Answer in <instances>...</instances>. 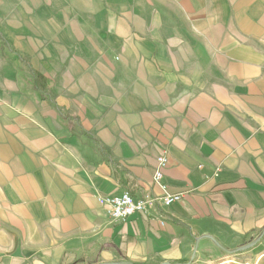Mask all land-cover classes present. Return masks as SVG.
<instances>
[{"label": "crops", "instance_id": "obj_1", "mask_svg": "<svg viewBox=\"0 0 264 264\" xmlns=\"http://www.w3.org/2000/svg\"><path fill=\"white\" fill-rule=\"evenodd\" d=\"M162 150L181 200L112 219L98 195H163ZM263 231L264 0H0V264H191Z\"/></svg>", "mask_w": 264, "mask_h": 264}, {"label": "built area", "instance_id": "obj_2", "mask_svg": "<svg viewBox=\"0 0 264 264\" xmlns=\"http://www.w3.org/2000/svg\"><path fill=\"white\" fill-rule=\"evenodd\" d=\"M168 157L165 150H162L156 157V165L153 171L152 181L163 192L162 196H144L137 198L128 191L120 195H98V202L105 206L112 219L124 220L127 216L135 213H145L146 209L154 202H160L168 206L182 198V193H168L167 183L164 178V170L168 165Z\"/></svg>", "mask_w": 264, "mask_h": 264}, {"label": "rangeland", "instance_id": "obj_3", "mask_svg": "<svg viewBox=\"0 0 264 264\" xmlns=\"http://www.w3.org/2000/svg\"><path fill=\"white\" fill-rule=\"evenodd\" d=\"M239 247L231 248L230 250L232 251ZM183 264H187V263L184 262ZM191 264H264V247L260 249H256L252 252H244V253L229 252L228 254H226L224 257L221 258H215L204 262H200V261L193 262Z\"/></svg>", "mask_w": 264, "mask_h": 264}, {"label": "trees", "instance_id": "obj_4", "mask_svg": "<svg viewBox=\"0 0 264 264\" xmlns=\"http://www.w3.org/2000/svg\"><path fill=\"white\" fill-rule=\"evenodd\" d=\"M34 83H35V85H36L37 87H39L40 89H43V90L47 89V81H46V79L44 78V76L41 75L40 73H35V74H34ZM262 233H263L262 235H264V231H263ZM249 246H251V245L248 244V246L239 247V248H237V249H235V250H232V252H234V251H235V252H241V251H244V250H246Z\"/></svg>", "mask_w": 264, "mask_h": 264}]
</instances>
